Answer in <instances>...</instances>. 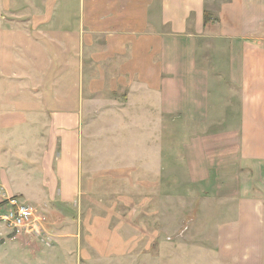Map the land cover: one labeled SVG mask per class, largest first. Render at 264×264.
<instances>
[{
	"label": "crops",
	"instance_id": "0c3cea01",
	"mask_svg": "<svg viewBox=\"0 0 264 264\" xmlns=\"http://www.w3.org/2000/svg\"><path fill=\"white\" fill-rule=\"evenodd\" d=\"M119 105L184 123L189 179L224 198L168 264H264V0H0V187L54 220L0 264L107 259L74 209L86 117Z\"/></svg>",
	"mask_w": 264,
	"mask_h": 264
},
{
	"label": "rangeland",
	"instance_id": "374dc122",
	"mask_svg": "<svg viewBox=\"0 0 264 264\" xmlns=\"http://www.w3.org/2000/svg\"><path fill=\"white\" fill-rule=\"evenodd\" d=\"M110 110L86 117L81 203L74 209L84 239H98L97 248L107 255L102 264H134V259L138 264H168L166 250L182 249L197 235L209 245L206 227L198 220L209 222L205 203L224 198L215 200V185L189 179L180 161L188 135L180 128L184 123L147 108L119 105ZM9 197L21 201L0 187V201ZM38 213L44 225L54 223L51 215Z\"/></svg>",
	"mask_w": 264,
	"mask_h": 264
},
{
	"label": "built area",
	"instance_id": "2783aa9c",
	"mask_svg": "<svg viewBox=\"0 0 264 264\" xmlns=\"http://www.w3.org/2000/svg\"><path fill=\"white\" fill-rule=\"evenodd\" d=\"M43 223L34 207L13 197L0 201V244L6 240H17L23 235L41 234Z\"/></svg>",
	"mask_w": 264,
	"mask_h": 264
},
{
	"label": "trees",
	"instance_id": "16d2710c",
	"mask_svg": "<svg viewBox=\"0 0 264 264\" xmlns=\"http://www.w3.org/2000/svg\"><path fill=\"white\" fill-rule=\"evenodd\" d=\"M207 19V18H206Z\"/></svg>",
	"mask_w": 264,
	"mask_h": 264
}]
</instances>
